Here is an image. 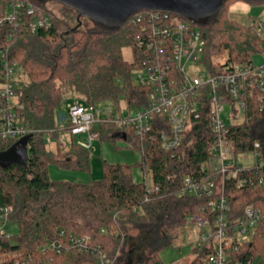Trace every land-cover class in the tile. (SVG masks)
<instances>
[{
    "label": "trees",
    "instance_id": "1",
    "mask_svg": "<svg viewBox=\"0 0 264 264\" xmlns=\"http://www.w3.org/2000/svg\"><path fill=\"white\" fill-rule=\"evenodd\" d=\"M11 1L0 0V18ZM26 1L34 5V16L49 14L51 25L31 33L27 24L34 16L28 15L18 25L5 24L0 29V52L4 51L8 61L16 62L27 77L26 82L19 77L21 95L14 110L33 134L27 167H0V211L12 207L10 220L18 227L14 242L0 236V264H119V254L127 243L137 240L148 242L145 258L139 259L145 264H164L160 253L173 244L176 230L184 227L191 216L200 215L211 222L215 219L207 198L190 196L182 188L185 169L198 175L201 162L209 155L213 140L210 116L202 114L186 133L185 158L172 156L162 148L160 136L163 130L168 131V123L160 116H154V128L143 141L131 129L120 130L109 123L93 126V131L100 132V140L121 139L140 152V166L151 172L150 186L134 181L133 166L106 161L100 180H51V164L69 170L90 169L91 153L77 144L72 143L66 152L59 145L55 151L49 148L60 131L68 130L67 126H58L68 100L112 102L136 111L148 108L150 88L134 84L133 73L152 56L145 45L138 43L150 12L132 16L121 29L81 17V26L72 32L79 24L78 11L50 0ZM237 1L264 6V0H226L220 13L200 23L173 15L199 27L205 41L202 63L210 73H225L234 65L254 62L253 57L263 53L264 38L257 22L241 23L228 16L230 8L225 11ZM47 3L62 5L64 18L49 11ZM137 16H142L140 21ZM126 47L132 50L131 61L124 57ZM246 101L244 121L229 128L236 154L251 152L255 142L264 145V111L258 103V91L247 86ZM47 136L52 137V143L46 142ZM14 143L1 140L0 152ZM226 194L230 208L227 218L232 225L250 206L264 212V184L240 187L236 179H229ZM85 236L91 239L87 247L71 241ZM50 243L58 250L43 252ZM213 253V246L193 247L189 264H208ZM227 253L230 264H264V219L249 243L238 250L232 247Z\"/></svg>",
    "mask_w": 264,
    "mask_h": 264
},
{
    "label": "built area",
    "instance_id": "2",
    "mask_svg": "<svg viewBox=\"0 0 264 264\" xmlns=\"http://www.w3.org/2000/svg\"><path fill=\"white\" fill-rule=\"evenodd\" d=\"M28 15H35L31 2L12 0L0 18V29L5 24L18 25ZM147 15L148 24L142 26L144 36L138 38V43L141 47L145 45L152 56L134 70L133 81L137 86L150 88L148 108L136 111L112 102L89 104L71 99L64 104L66 116H61L60 123L66 124L72 136H82L77 145L91 153L96 150L95 142L101 139L100 132L92 130L94 125L109 123L120 130L131 129L143 141L154 128V116H160L168 123V131L163 130L160 136L162 148L172 156L185 158L186 133L202 114L210 116L213 140L209 155L201 162L198 175L185 169L182 188L190 196L207 198V207L215 215L213 222L200 215L189 218V224L201 230L195 247L213 246L214 253L208 257V264H230L227 250L232 247L238 250L249 243L256 227L264 219L261 209L250 206L243 218L232 225L227 218L230 208L226 194L229 179H236L240 187L264 184V145L255 142L251 152L236 154L229 137L230 126L244 121L247 86L258 91V103L264 111V64L243 63L228 68L225 73H210L202 63L205 41L199 27L173 17L171 13L152 12ZM141 17L137 16V21ZM50 25L51 16L44 14L42 17L34 16L27 27L29 32L36 33ZM257 29L262 33L261 23L257 24ZM0 58L3 78L0 84V141L16 142L32 133L14 110L19 106L21 95V69L16 62L7 60L4 51L0 52ZM46 142L52 143V137L47 136ZM249 160L250 163L246 164ZM147 172L151 173L149 170L144 172V182L150 186L152 181L146 182ZM12 211V207L0 211V236L14 242L15 235L6 229L12 222L9 216ZM71 241L81 248L91 243L89 236ZM47 249L58 250V247L50 243L42 251Z\"/></svg>",
    "mask_w": 264,
    "mask_h": 264
},
{
    "label": "rangeland",
    "instance_id": "3",
    "mask_svg": "<svg viewBox=\"0 0 264 264\" xmlns=\"http://www.w3.org/2000/svg\"><path fill=\"white\" fill-rule=\"evenodd\" d=\"M45 7L55 14L58 18H64L66 12L62 5L57 3H47ZM230 8V10H229ZM228 11V16L231 19H235L244 24L264 23V6H258L256 4L246 3L244 1H237L232 3V6L225 8ZM87 27H91L92 24H86ZM261 37L264 38V34ZM263 53L253 57V61L256 65L264 64V43L262 45ZM124 57L131 61L133 59L132 50L130 47L124 48ZM20 80L26 82L27 77L25 73L21 71ZM122 108H125L124 104H121ZM62 118L66 116V112L63 109L61 112ZM225 117V115H224ZM60 129L65 127L66 124H61L60 119L58 121ZM82 136H72L68 130H62L59 132L58 139L55 138L52 145H49L51 150H56L58 145L63 152L70 150L72 143L77 144ZM129 144L121 139L116 141H102L95 142L96 150L91 151L90 169L88 171L69 170L62 169L56 164H51L48 167V174L51 180L54 181H69L75 183H88L92 180H100L103 177V165L104 162L111 164H129L133 166V179L135 182L144 181V169L140 166L141 155L140 152L128 147ZM251 160L246 161L249 164ZM146 182H151V173H146ZM7 231L12 235L18 234L17 224L11 222L7 226ZM199 227L196 225H190L189 222L182 228H178L175 232L173 244L164 249L160 253V258L164 264H189L193 259L191 250L193 246H190L191 242H187V235L190 239H195L198 234ZM147 240L136 242H128L125 246L124 252L119 254V264H145L144 258L146 256V244ZM133 251L134 254L131 252ZM143 257V259H139Z\"/></svg>",
    "mask_w": 264,
    "mask_h": 264
},
{
    "label": "water",
    "instance_id": "4",
    "mask_svg": "<svg viewBox=\"0 0 264 264\" xmlns=\"http://www.w3.org/2000/svg\"><path fill=\"white\" fill-rule=\"evenodd\" d=\"M78 11L80 18L91 19L105 27L123 28L129 19L142 12H166L200 23L220 13L226 0H50ZM248 1V0H247ZM33 134L16 141L8 150L0 152V167L18 164L27 167L29 143Z\"/></svg>",
    "mask_w": 264,
    "mask_h": 264
},
{
    "label": "crops",
    "instance_id": "5",
    "mask_svg": "<svg viewBox=\"0 0 264 264\" xmlns=\"http://www.w3.org/2000/svg\"><path fill=\"white\" fill-rule=\"evenodd\" d=\"M200 233H201V230L199 228L198 229V234H197L195 239H190L189 235H187V237H188L187 242H189V243L191 242L190 246L195 247L197 245V241H198V239L200 237Z\"/></svg>",
    "mask_w": 264,
    "mask_h": 264
}]
</instances>
